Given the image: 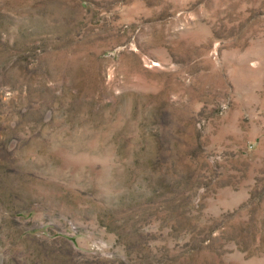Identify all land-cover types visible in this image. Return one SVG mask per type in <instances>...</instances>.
Masks as SVG:
<instances>
[{"label": "rangeland", "instance_id": "1", "mask_svg": "<svg viewBox=\"0 0 264 264\" xmlns=\"http://www.w3.org/2000/svg\"><path fill=\"white\" fill-rule=\"evenodd\" d=\"M0 264H264V0H0Z\"/></svg>", "mask_w": 264, "mask_h": 264}]
</instances>
